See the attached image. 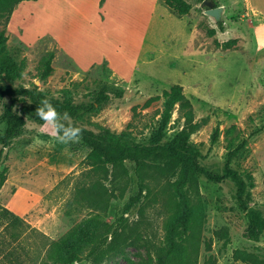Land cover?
<instances>
[{
  "label": "rangeland",
  "instance_id": "obj_1",
  "mask_svg": "<svg viewBox=\"0 0 264 264\" xmlns=\"http://www.w3.org/2000/svg\"><path fill=\"white\" fill-rule=\"evenodd\" d=\"M186 1L191 9L178 16L161 0H42L31 6V32L58 27L70 46L74 35L87 37L96 46L85 53L108 51L113 69L106 62L81 69L49 35L27 45L6 29L8 53L24 58L25 66L20 77L0 78V84L67 95L76 103L104 91L109 100L72 117L75 125L125 131L128 142L140 145L187 137L203 155L197 163L215 174L245 139L231 167L253 175L245 198L264 219V129L256 131L264 123V30L252 29L241 0H211L222 7L218 19L201 1ZM3 23L1 18L0 28ZM50 51L53 71L41 80ZM173 84L182 86L192 113L184 117L176 104L158 129L161 100L145 102ZM9 105L25 125L2 148L1 114ZM36 108L24 93L0 96V264H55L56 242L74 234L81 237V258L69 264H264V233L258 240L244 236L248 216L230 178L197 177L188 191L195 216L178 250L168 255L166 223L178 200L177 175L157 158H146L141 167L132 160L99 167L81 141L64 145L41 135ZM38 139L45 143L37 145ZM130 197L134 203L120 218ZM93 235L116 246L97 262L86 256Z\"/></svg>",
  "mask_w": 264,
  "mask_h": 264
},
{
  "label": "trees",
  "instance_id": "obj_2",
  "mask_svg": "<svg viewBox=\"0 0 264 264\" xmlns=\"http://www.w3.org/2000/svg\"><path fill=\"white\" fill-rule=\"evenodd\" d=\"M22 0H0V19L3 18V25L0 28V78L7 81H12L21 76L25 66V59L22 58L16 61L7 50L6 41V26L10 15L15 6ZM172 13L181 16L189 12L191 4L186 0H161ZM202 1V0H198ZM104 0H99L101 5ZM217 26L223 31L222 20L216 21ZM54 52L50 51L44 57L43 68L39 78L45 80L53 71L51 65ZM107 61L104 59L102 61ZM5 92H21L28 96L30 101L40 106V102L44 97L51 100V103L59 112L67 111L71 117H77L83 113H91L96 108L109 100V95L104 91H99L89 102H73L69 96L63 98H54L48 96L44 91L37 88H14L9 83L0 84V96ZM153 100H161L162 110L158 121V129L164 127L171 118L172 111L175 105L178 104L184 117H190L192 110L190 102L185 98L182 86L173 84L168 89H164L161 94L150 97L145 105H148ZM5 122L3 136L1 137L2 148L5 147L15 131L25 125V118L21 113L13 109L12 105L5 107L1 114ZM83 128V127H81ZM264 129V123L256 130ZM81 143L89 148L87 158L93 164L99 167L122 164L126 160L140 162L139 166L146 158H157L165 165V169L177 175L173 182L177 202L175 210L166 223V241L168 243L167 254L173 255L179 248L180 242L185 239L184 235L190 227L191 220L195 216V207L191 204L188 191L196 185L197 177L204 176L209 181L219 182L224 178H230L235 186L234 197L238 205L246 210L248 216V225L244 232V236L251 240H258L260 235L264 233V219L260 210L249 206L245 195L248 188L253 185V175L251 172L243 170L238 171L231 167V161L246 144L243 139L233 149L228 152L224 168L221 174H215L207 171L197 163V158L203 157L201 152L195 145L189 141L187 137L179 140H170L168 142L159 143L153 141L149 145H140L130 143L127 140L128 132L121 131L119 133L112 132L108 128H101L98 132L83 128ZM218 131L215 130L211 137V143L217 139ZM2 149H0L1 154ZM134 200L129 198L121 209V217L133 205ZM124 220V218H123ZM116 221H119L118 217ZM110 227V225L107 224ZM108 234L106 235V237ZM81 237L75 235L70 239L69 236L63 237L56 242V253L54 255L55 264H69L73 261H79L81 256L78 249L81 247ZM91 245L90 251L86 256H91L93 262L99 261L109 251L116 246L111 242H103L102 239L93 235L88 240Z\"/></svg>",
  "mask_w": 264,
  "mask_h": 264
},
{
  "label": "crops",
  "instance_id": "obj_3",
  "mask_svg": "<svg viewBox=\"0 0 264 264\" xmlns=\"http://www.w3.org/2000/svg\"><path fill=\"white\" fill-rule=\"evenodd\" d=\"M42 0H22L12 11L6 29L8 32L17 34L20 41L24 44L30 45L39 38L49 35L57 44V46L68 55L74 63L81 69H86L93 64L101 63L104 59L108 65L113 69L112 58L108 51H97V55L89 57L85 53L90 48H94L95 43L87 37L80 38L81 35H74L75 44H71L58 27H53L50 30H43L39 32H31V24L29 21L34 12L31 6L37 5ZM109 0H104L105 5ZM156 4V0H153ZM242 14L248 20L249 25L254 30H264V0H241ZM76 44V40L78 41ZM118 73V72H117Z\"/></svg>",
  "mask_w": 264,
  "mask_h": 264
},
{
  "label": "clouds",
  "instance_id": "obj_4",
  "mask_svg": "<svg viewBox=\"0 0 264 264\" xmlns=\"http://www.w3.org/2000/svg\"><path fill=\"white\" fill-rule=\"evenodd\" d=\"M35 112L43 122L38 129L39 133L49 136L50 141L67 145L78 143L82 138L83 128L73 123L72 117L67 111L59 112L49 98L44 97ZM36 143L42 145L45 142L38 139Z\"/></svg>",
  "mask_w": 264,
  "mask_h": 264
},
{
  "label": "water",
  "instance_id": "obj_5",
  "mask_svg": "<svg viewBox=\"0 0 264 264\" xmlns=\"http://www.w3.org/2000/svg\"><path fill=\"white\" fill-rule=\"evenodd\" d=\"M202 6L206 7L205 12L214 18L218 19L220 16V12L222 10L221 6H214L213 2L211 0H202L201 1Z\"/></svg>",
  "mask_w": 264,
  "mask_h": 264
}]
</instances>
